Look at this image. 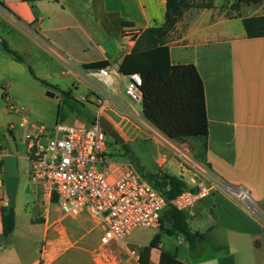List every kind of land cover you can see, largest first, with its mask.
<instances>
[{
    "label": "crops",
    "instance_id": "0c3cea01",
    "mask_svg": "<svg viewBox=\"0 0 264 264\" xmlns=\"http://www.w3.org/2000/svg\"><path fill=\"white\" fill-rule=\"evenodd\" d=\"M235 1L187 8L167 39L171 62L193 63L204 83L207 167L195 157L197 140L169 139L138 118L142 104L125 93L120 66L129 52L119 48L127 40L124 28L143 32L163 24L167 0H0V126L7 115L14 125L29 118L28 107L15 114L6 110L5 93L24 106L44 93L60 102L61 92L51 86L70 90L78 100L87 98L81 101L88 115L77 118L83 125L96 116L99 100L110 97L104 116L118 126L121 145L146 172L181 176L192 189L201 183L211 187L188 213L191 229L204 234L195 253L182 236L185 246L166 245L165 237L173 236L159 227H152L154 236L161 234L158 246L149 248L154 237L136 243L130 238L134 230L126 245L103 244L97 218L87 211L63 214L57 202L45 209L39 185L28 178L23 193L29 195L30 224L22 225L14 207L16 226L5 238L1 209L8 200L1 187L0 264H160L163 251L185 264H264V36L248 37L243 24L246 17L264 15V0L239 9ZM6 46L24 59H16ZM98 61L116 73L115 86L106 87L84 67ZM9 126L0 137L12 135ZM9 144L0 140V164L5 155H17ZM179 150L188 151L210 178L186 164ZM111 164L114 175L135 167L126 158ZM131 248L138 256L130 254Z\"/></svg>",
    "mask_w": 264,
    "mask_h": 264
},
{
    "label": "built area",
    "instance_id": "2783aa9c",
    "mask_svg": "<svg viewBox=\"0 0 264 264\" xmlns=\"http://www.w3.org/2000/svg\"><path fill=\"white\" fill-rule=\"evenodd\" d=\"M141 34V30L125 26L123 36L127 40L119 44L120 50L130 52ZM89 74L106 87L115 86L116 73L108 66L91 68ZM124 76L127 79L126 95L142 104L141 74ZM4 97L9 113L23 110L9 93H5ZM86 99L82 97L81 100ZM110 102V97L99 100L95 121L87 126L64 122L49 126L27 117L20 125L25 127L27 142L26 177L39 185L45 209L51 202H57L63 214L79 215L87 211L98 219L103 228V244L116 242L126 245L134 229L160 226L161 214L168 201L135 167L130 166L120 175H114L112 162L106 155L108 134L100 125V117L104 116ZM121 116L127 119V114ZM137 116L143 120V112L137 113ZM113 125L119 132L118 126ZM13 127L10 124L9 129ZM178 154L186 164L193 165L210 178L209 171L187 152L179 150ZM4 178L5 164L1 163L0 188H4ZM210 189L209 185L201 183L197 188L183 190L170 202L177 209L192 214L195 202L208 195ZM129 252L138 256L137 248H131Z\"/></svg>",
    "mask_w": 264,
    "mask_h": 264
},
{
    "label": "trees",
    "instance_id": "16d2710c",
    "mask_svg": "<svg viewBox=\"0 0 264 264\" xmlns=\"http://www.w3.org/2000/svg\"><path fill=\"white\" fill-rule=\"evenodd\" d=\"M33 1V0H29ZM263 0H236L235 9L243 4L261 3ZM191 6L212 7L211 0H167L163 24L145 29L137 38L133 49L125 56L120 71L124 74L140 73L142 76L141 90L143 93L142 107L145 119L169 139L174 141L197 140L201 151L196 159L209 167L207 162V137L209 133L205 88L203 80L193 63L173 64L170 59L167 39L184 11ZM248 37L264 36V15L251 16L243 19ZM6 51L16 59L24 58L7 46ZM107 66V62L98 61L85 64L86 68ZM61 102L71 110H77L75 103L80 104L88 115L85 102L76 99L70 90H60ZM58 120L64 121L68 112L58 109ZM91 123L95 121L90 116ZM119 140V137L117 138ZM128 159L139 173L157 188L167 199V206L161 214L159 229L172 236H182L188 242L191 252H197L204 234L191 229L188 222V212L177 209L170 201L188 188L187 182L178 175L164 171L146 172L139 158L126 148ZM4 163V161L2 162ZM5 196V194H4ZM10 205L2 206L3 237L10 236L16 226L15 210ZM161 234L157 233L150 242L149 248L158 246ZM160 264H185L176 255L162 252Z\"/></svg>",
    "mask_w": 264,
    "mask_h": 264
},
{
    "label": "rangeland",
    "instance_id": "374dc122",
    "mask_svg": "<svg viewBox=\"0 0 264 264\" xmlns=\"http://www.w3.org/2000/svg\"><path fill=\"white\" fill-rule=\"evenodd\" d=\"M220 3H224L226 0H219ZM48 87V86H47ZM47 91V89H46ZM45 91V92H46ZM13 97V96H12ZM14 98V97H13ZM15 99V98H14ZM16 100V99H15ZM17 101V100H16ZM18 105L22 106L21 103L18 102ZM24 107H28L29 109V119L31 121L37 122V123H43L45 125H53L58 120V109L61 108L62 112L65 113L68 112V117L65 119V121H59L64 122L71 125H83L80 124L77 118L81 115H86V110L78 103H75L77 110H71L67 105L63 104L61 101H57L55 97H49L46 96V93L43 95H38L34 97L31 101L26 102L23 104ZM15 114V113H10ZM11 117L10 115H7L3 118L1 126H0V132H5V127L10 125ZM22 121V120H21ZM20 123V122H19ZM18 124H13V131L11 136H6L5 138L0 137L1 141H4L6 143H10V147L16 152L18 156V168H19V174H20V185L18 188V193L14 201V207H17L18 217L20 222L23 224H26L27 226L30 224L28 217L30 215V210L27 207V199L29 198V195H25L23 193V187L24 183L27 180L26 177V169L28 167V160L26 158L27 155V142L25 139V127ZM87 126V125H85ZM199 147L197 148V153L201 151L200 143L198 142ZM185 151V150H184ZM188 153V151H185ZM106 155L109 161L116 162L123 160L124 158L128 159V154L126 152V147L121 145V141L112 138L111 136H107V149H106ZM3 191V190H0ZM154 230L155 228H143L139 227L134 229L132 236L130 237L133 241L136 243H146L149 242L150 237H154ZM153 235V236H151ZM166 245H168L171 248H175L176 246L183 245L185 246L186 243L184 240L180 242V238L173 236V237H165ZM182 239V238H181ZM6 243V241H5ZM136 245V244H135ZM151 248V247H150Z\"/></svg>",
    "mask_w": 264,
    "mask_h": 264
},
{
    "label": "water",
    "instance_id": "95a60500",
    "mask_svg": "<svg viewBox=\"0 0 264 264\" xmlns=\"http://www.w3.org/2000/svg\"><path fill=\"white\" fill-rule=\"evenodd\" d=\"M51 95H55L54 92H48ZM100 125L105 132L114 139H117L119 132L114 127L113 123L105 116L100 117ZM5 164V178H4V190L5 195L10 204L14 203L18 187L20 184V174L18 168V157L15 154H7L4 156ZM10 210H14V206L10 205Z\"/></svg>",
    "mask_w": 264,
    "mask_h": 264
}]
</instances>
